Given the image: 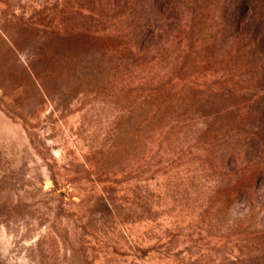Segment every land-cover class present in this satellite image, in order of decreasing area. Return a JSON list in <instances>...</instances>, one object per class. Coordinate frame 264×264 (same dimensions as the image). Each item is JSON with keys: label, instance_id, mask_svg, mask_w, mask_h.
Wrapping results in <instances>:
<instances>
[{"label": "rangeland", "instance_id": "374dc122", "mask_svg": "<svg viewBox=\"0 0 264 264\" xmlns=\"http://www.w3.org/2000/svg\"><path fill=\"white\" fill-rule=\"evenodd\" d=\"M0 264H264V0H0Z\"/></svg>", "mask_w": 264, "mask_h": 264}, {"label": "trees", "instance_id": "16d2710c", "mask_svg": "<svg viewBox=\"0 0 264 264\" xmlns=\"http://www.w3.org/2000/svg\"><path fill=\"white\" fill-rule=\"evenodd\" d=\"M101 48L105 47V43H100ZM103 46V47H102ZM104 49V48H103ZM136 63H56L54 67L50 65H45L44 72H49L48 70L52 69V73L58 72L63 74L64 72L72 73V72H82L83 74H87L88 77H96L101 72L106 70V65H109L111 68L109 71L113 72V74L118 77H124V75L133 72V67Z\"/></svg>", "mask_w": 264, "mask_h": 264}]
</instances>
